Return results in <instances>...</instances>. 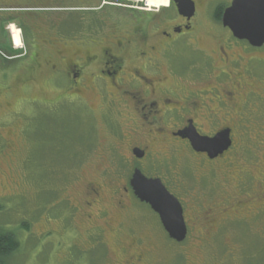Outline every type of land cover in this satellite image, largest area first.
I'll list each match as a JSON object with an SVG mask.
<instances>
[{"label": "rangeland", "instance_id": "obj_1", "mask_svg": "<svg viewBox=\"0 0 264 264\" xmlns=\"http://www.w3.org/2000/svg\"><path fill=\"white\" fill-rule=\"evenodd\" d=\"M132 1L133 4H122L125 6H116L115 9L139 12L140 8H153L143 7L147 5L145 0ZM141 1L139 6L137 3ZM38 3L61 9L73 6L69 0H43ZM54 14L59 15L34 13L26 19L31 28L28 32L25 28L22 49L20 34L19 45H15L13 36V30L21 28L17 26V21L9 23L15 25L10 27L13 45L17 49L14 53H29L33 42L40 49L38 67L31 74V90L25 91L21 86L26 80L25 75L15 72L8 80L15 64H8L7 59L1 56L4 50L0 53V84L3 85L0 88V116L15 110L0 119V127H3L0 130L1 140L14 145L12 151L0 153V228L15 234L19 242L18 250L8 258L9 264H126L128 255L135 251L136 245L153 251L154 258L165 264H264V208H260L262 212L258 216L254 212V208L264 204V197L261 196L264 194V181L260 182L264 177V109H261L259 126L250 132L257 145L256 153L248 149L244 136L241 143L240 132L237 133L238 142L235 150H232L234 155L225 158L224 169L215 171L214 177V172L209 171L208 166H203L201 159L189 152L186 155L185 151L179 154L180 148L175 145L157 146L149 153L142 168L143 174L160 178L183 199L184 205H191L193 201V204L207 207L224 202L223 199L231 207L245 201L251 204L249 209L252 213L248 212L250 210L235 214L230 211L231 218L219 227L222 235L211 239L202 234L205 231L200 226H192L188 208L190 234L184 243L177 244L162 232L153 213L134 198V211L131 210L129 215H120L115 208L121 185L132 172L128 171L126 145L135 135L132 124L129 126L120 115L117 118L115 105L113 114L108 109L109 99H105L104 93H109L99 94L89 89L81 91V98H75L74 94L79 90L72 84L68 85L67 79H60L63 78L61 76L44 83L48 71L44 57L51 51L48 43L56 41V45L62 46L56 39L62 34L61 24L67 16L62 11ZM114 14L123 16L121 12ZM72 16L76 14L68 16L71 21L67 23L69 27H65V33L69 32L71 38L78 37L77 27H73L77 19L75 17L73 20ZM204 33L198 36L196 44L205 51L213 44ZM0 41L7 48L12 47L3 35H0ZM66 41L73 43L62 47L65 50L63 54L69 60H74L78 50L74 45L76 41ZM41 49L46 52L43 53ZM11 55L7 53L4 56L8 58ZM191 56L185 53L180 58L189 60ZM191 67L190 62L187 70ZM161 71L168 72L165 66L161 67ZM168 79L173 82L171 76ZM184 85L195 90L200 88L189 81ZM22 98L25 101L18 103ZM32 99L52 105L49 104L47 109L45 105L32 104ZM144 131L147 132L148 128ZM1 140L0 151L5 143ZM96 168L100 171H96ZM92 183L100 184L102 193L90 210L76 213L78 235L71 222V210L74 205L87 199H84L85 188ZM244 186L250 189L252 196L247 189L244 191L252 200H248L245 193H239L238 188L243 189ZM86 214L90 217L87 218ZM120 223L124 231L115 234L112 229ZM92 225L104 229L101 236L97 231L86 235ZM129 229L143 232H140L141 235L134 234L137 237L135 241L133 234L127 233ZM122 248L130 249L127 253Z\"/></svg>", "mask_w": 264, "mask_h": 264}, {"label": "flooded vegetation", "instance_id": "obj_2", "mask_svg": "<svg viewBox=\"0 0 264 264\" xmlns=\"http://www.w3.org/2000/svg\"><path fill=\"white\" fill-rule=\"evenodd\" d=\"M41 1L43 0H0V35L6 37L10 43L7 32L8 18L31 16L34 13L59 15L54 14L59 11H62L64 16L75 14L78 16L76 21L78 37L71 38L68 32L64 37L56 39L62 43L61 47L56 45L58 44L56 41L48 43L51 51L44 57L48 70L44 83L46 84L48 79H55L53 78L55 76H61L63 78L60 79H67L68 85L72 84L79 90L77 92L80 95L72 93L75 98H81V91L89 89L99 94L106 91L109 93V95L104 93L105 99H109L108 109L113 114L115 105L117 118L120 115L129 126L132 124L135 135L126 145L129 158L128 171L132 172L121 185L119 200L115 204L118 211L115 210L120 215H125V213L129 215L131 210L134 211L132 201L134 198L137 203L153 213L162 232L167 236L157 214L134 196L130 187L133 172L138 170L143 174L144 163L155 147L175 145L180 148L179 154L185 151L186 155L189 152L193 157L201 159L203 166H208L209 171L214 172L212 175L214 177L215 171L224 169L225 158L230 154L234 155L232 150H235L238 142L236 134L239 132L241 143L244 136L248 149L256 153L257 145L250 137V132L252 128L259 126L258 122L262 120L261 109H264V44L260 47H253L246 40L234 37L230 29L223 26L224 11L231 6L233 0H190L193 3V10L189 16L179 11L178 2L180 3V0H177L178 2L169 0L167 7L152 8V10L140 8L139 12H133L134 10L130 9L132 13L127 9L126 11L115 9L116 6H125L122 4H133L132 0H69L73 6L62 9L42 6L38 3ZM64 1L67 2V0ZM137 4L141 6L142 1ZM24 5L30 6L25 7ZM130 7L133 8L132 5ZM114 12H121L123 16L119 17ZM69 21L68 17L64 20V24L66 23L64 27H69L67 24ZM20 25L21 22L18 21L17 26ZM207 26L208 29H205ZM203 32L213 44L205 51L198 48L196 44L198 36ZM25 35L24 28L23 40ZM66 40L76 41L74 45L78 50L74 60H69L66 54H63L65 50H62V47L73 43ZM4 44L0 41L5 51L2 53L0 48V53L3 54L0 55L7 59L8 64H15L14 71L8 80H11L15 72L22 76L25 75L26 80L21 86L25 91L31 90L29 84L33 80L31 74L38 67L39 46L33 42L29 53L25 51L23 54H18L13 52L12 47L7 48ZM139 46L143 49L141 50ZM41 50L43 53L46 52L44 49ZM7 53L12 54L8 56L9 59L4 56ZM185 53L192 54L189 60H181L180 56ZM51 56L55 59H47ZM190 62L192 67L187 70ZM162 66H165L168 72H162ZM168 76L172 77L173 82L169 81ZM186 81L200 88L197 90L192 87L188 88L184 85ZM0 88H3V85L0 84ZM6 89H9L7 85ZM24 101L22 98L18 100V103ZM31 101L32 104L45 105L47 109L49 104L52 105L36 102V99ZM14 111H8L5 115ZM5 115H1L0 119ZM189 124H192L199 136L206 138H213L220 132L228 131L231 146L213 159H210L205 152L194 151L187 139L175 136ZM1 128L3 127H0V130ZM146 128H148L147 132L144 131ZM262 135L264 137L263 132ZM13 148L14 145L5 142L1 145L0 153L12 151ZM136 150L142 158L136 157ZM217 164L219 167H216ZM96 171L100 170L96 168ZM263 181L264 177L260 182ZM162 184L182 207L183 219L187 228L186 238L190 234L187 224L188 208L192 226H200L205 231L202 234L209 239L222 235L219 227L231 218L230 211L235 214L237 211L244 213L250 210L249 201L239 202L231 207L229 202L225 204V199H223L224 202L207 207L200 206L198 203L193 204V201L187 206L176 192L170 190L163 181ZM244 189L251 194L250 189L244 186L243 189L238 188L241 195L245 193L247 196V191L245 192ZM101 193L100 184H87L84 192V199H87L72 207L71 222L77 234L79 232L75 226L76 213L90 210L93 203L99 200ZM251 196H247V199L252 200ZM261 196L264 197V194ZM260 208L263 209L264 204L254 208L257 216L262 212ZM248 212L252 213V210ZM89 217L87 215V218ZM93 225L86 235L91 231H97L101 236L104 229L101 226L93 227ZM120 227L121 223L112 229L115 234L124 231ZM140 232L143 231L136 229L127 231L128 234H133L135 241L137 237L134 234L141 235ZM149 233L150 231L146 234ZM136 246L132 255H128L126 264H165L162 260L154 258L153 251L142 249V245ZM129 249L122 248L127 253Z\"/></svg>", "mask_w": 264, "mask_h": 264}, {"label": "water", "instance_id": "obj_3", "mask_svg": "<svg viewBox=\"0 0 264 264\" xmlns=\"http://www.w3.org/2000/svg\"><path fill=\"white\" fill-rule=\"evenodd\" d=\"M176 2H178L176 0ZM178 8L181 14L191 15L193 3L190 0H180ZM237 14L243 20V26L236 24ZM222 24L228 27L233 36L240 40H246L253 47H260L264 44V0H233L231 6L224 11ZM182 139H187L191 148L196 152H205L210 159H213L231 146L229 132L223 131L213 138L201 137L197 134L192 124L175 134ZM218 141V147L208 151L197 141ZM137 158H142L139 151H135ZM130 187L134 196L142 203L149 205L151 210L159 217L160 223L168 237L182 243L187 234L186 225L182 216V208L159 179H149L134 171Z\"/></svg>", "mask_w": 264, "mask_h": 264}, {"label": "trees", "instance_id": "obj_4", "mask_svg": "<svg viewBox=\"0 0 264 264\" xmlns=\"http://www.w3.org/2000/svg\"><path fill=\"white\" fill-rule=\"evenodd\" d=\"M29 6L30 5H26L25 7H29ZM38 15H40V14H38ZM43 16H47V15H43ZM28 17H30V15H22L21 17H15L14 19H9L8 18L7 20L9 22H11V21H17V22L19 21V22H21L23 24V25L21 24L22 26L20 25L21 30L23 31V29L26 28V30L28 32V31H30L29 28H31V25H28V21L26 20ZM67 17L68 16H66V18ZM72 17L74 18L73 20H75V17H76V19H78V16H72ZM32 19H34V18L32 17ZM69 20H70V18H69ZM61 25H62V27H61L62 34H61L60 37H64L65 34H67V33H65L64 22ZM23 26H24V28H23ZM75 26L77 27L76 28V30H77L76 32L78 33V24H77V22H75L73 27H75ZM0 48L2 50H4V47L2 45H0ZM22 228H23V231L26 232V228L23 227V226H22ZM18 248H19V242H18V240L16 238V235L13 234L12 232L8 231V230L0 228V264H9V259L8 258L14 252H16L18 250Z\"/></svg>", "mask_w": 264, "mask_h": 264}, {"label": "bare ground", "instance_id": "obj_5", "mask_svg": "<svg viewBox=\"0 0 264 264\" xmlns=\"http://www.w3.org/2000/svg\"><path fill=\"white\" fill-rule=\"evenodd\" d=\"M145 3H147V6H150L153 8H162V7H167L169 0H145ZM13 36H14L15 45H19L18 44L19 43L18 31L13 30Z\"/></svg>", "mask_w": 264, "mask_h": 264}, {"label": "snow or ice", "instance_id": "obj_6", "mask_svg": "<svg viewBox=\"0 0 264 264\" xmlns=\"http://www.w3.org/2000/svg\"><path fill=\"white\" fill-rule=\"evenodd\" d=\"M236 24L238 27H242L243 26V20L241 19L240 15L237 14L236 17ZM198 143H201L204 148L208 151H212L213 149H215L216 147H218V141H197Z\"/></svg>", "mask_w": 264, "mask_h": 264}]
</instances>
